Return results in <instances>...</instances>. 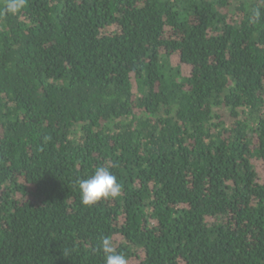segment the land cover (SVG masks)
<instances>
[{
	"label": "trees",
	"instance_id": "16d2710c",
	"mask_svg": "<svg viewBox=\"0 0 264 264\" xmlns=\"http://www.w3.org/2000/svg\"><path fill=\"white\" fill-rule=\"evenodd\" d=\"M4 4L0 264H264V0Z\"/></svg>",
	"mask_w": 264,
	"mask_h": 264
},
{
	"label": "clouds",
	"instance_id": "9594fccd",
	"mask_svg": "<svg viewBox=\"0 0 264 264\" xmlns=\"http://www.w3.org/2000/svg\"><path fill=\"white\" fill-rule=\"evenodd\" d=\"M26 5V0H5L3 14L17 15ZM81 202L92 206L103 199L116 198L121 194L122 186L117 177L108 168L98 167L94 174L87 179L77 181ZM100 250L104 254V264H128L127 258L118 254L110 237L102 238Z\"/></svg>",
	"mask_w": 264,
	"mask_h": 264
},
{
	"label": "rangeland",
	"instance_id": "374dc122",
	"mask_svg": "<svg viewBox=\"0 0 264 264\" xmlns=\"http://www.w3.org/2000/svg\"><path fill=\"white\" fill-rule=\"evenodd\" d=\"M171 61H172L173 66L180 65L186 75L190 73L191 71L190 67L180 64L178 55H173L171 58ZM255 166H256V170L259 173L260 177L264 178V167L262 166V164L260 162H256ZM118 239L116 241H118ZM129 264H139V260H133Z\"/></svg>",
	"mask_w": 264,
	"mask_h": 264
}]
</instances>
